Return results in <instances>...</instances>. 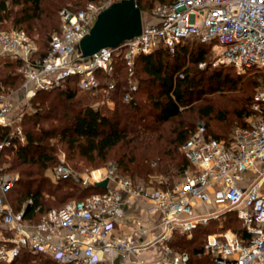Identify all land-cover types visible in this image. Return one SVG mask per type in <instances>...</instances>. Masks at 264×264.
Returning a JSON list of instances; mask_svg holds the SVG:
<instances>
[{
    "label": "built area",
    "instance_id": "1",
    "mask_svg": "<svg viewBox=\"0 0 264 264\" xmlns=\"http://www.w3.org/2000/svg\"><path fill=\"white\" fill-rule=\"evenodd\" d=\"M118 1L61 8L59 30L42 56L23 30L0 31V66L4 59L18 62L24 103V109L16 106L14 92L0 88V263L12 262L27 249L56 264H191L189 253L172 245L175 234L189 240L199 226L233 212L244 235L230 229L211 232L203 253L212 264H264V170L259 168L264 164V84L254 94L253 116L246 126L235 127L229 140L206 135L204 125L189 136L181 146L189 166L172 187L137 182L121 174L115 161L87 170L58 163L51 168L53 181L70 180L81 187L107 183L39 216L38 207L27 213L31 198L18 210L12 207L9 194L19 175L2 157L6 149L26 143L22 122L30 109L25 106L38 91L63 87L68 77H77L81 91L111 104L112 76L121 63L123 100L130 101L138 90L136 59L160 48L174 54L188 38L212 44L214 66L264 68V0L158 2L139 35L82 56L80 40L98 14ZM133 204L139 212H128Z\"/></svg>",
    "mask_w": 264,
    "mask_h": 264
},
{
    "label": "trees",
    "instance_id": "2",
    "mask_svg": "<svg viewBox=\"0 0 264 264\" xmlns=\"http://www.w3.org/2000/svg\"><path fill=\"white\" fill-rule=\"evenodd\" d=\"M6 1L1 0L0 3V22L7 18L1 16L2 12L5 13ZM11 1L21 6L19 14L13 19L14 26L32 24L34 20L42 21V15H45L46 20L41 24L42 32L47 37L38 43L39 54L42 56L48 52L51 35L59 30L60 9L63 7L79 9L87 2L94 0L66 4L60 9H57L59 4L70 0H57L56 2L48 0L46 5L47 0ZM143 1L136 0L141 11H143ZM159 1L169 2L172 0ZM17 29L24 30L30 35V32L23 27ZM211 46V43L188 38L174 54L160 48L149 55L139 56L136 59L138 90L130 101L123 100L126 92V74L122 64L118 63L116 72L112 76L116 82V86L111 92V98L115 101L113 109H95L89 104H83L87 95L81 93L89 92L79 89L77 77H68L63 87L51 91H38L35 97L42 102L46 97L52 96L49 101V109L42 112L40 108L36 109L35 113H26L22 122L26 143L15 149H8L14 155L11 167L29 166L26 169H20L19 180L9 194L12 203L20 204L15 209H20L22 203L31 198L32 204L27 208V213L32 214L33 210L38 207L37 216H39L50 208L60 207L69 200L83 199L92 192L100 190L95 186L81 187L70 180H59L54 183L44 175L43 170L55 160L53 154L56 143H51L52 140L58 139V141L66 143L68 148L76 150L81 157L89 162H97L99 159L106 160L113 152V156L116 157L114 161L118 164L120 173L133 180L147 177L150 179L153 175L168 176L170 168H175L178 171L179 179L181 172L189 166L187 158L180 149L198 128V126L195 127L194 120L207 119V123L203 124L206 135L213 138L229 140L233 132V130L225 132L221 131L222 129H212L209 121L215 115L214 106L206 103L207 105L196 108L193 105L196 101L207 102L208 98L214 95L228 96L226 94L228 90L234 92L233 94L237 92V99L233 102L239 107L236 109L234 105L230 109L236 115V127L246 126L248 119L253 116L251 103L256 89L260 85L258 84L260 74L234 76L228 69H216L204 79L205 75L203 74L207 67L199 71L197 65L207 60ZM1 63L0 86L12 84L17 79H19V83L23 81L22 76L17 72V61L4 59ZM140 74L146 77H142ZM262 74L264 79V73ZM206 79H209L206 83L207 92L204 89ZM9 80L12 81L8 82ZM144 83L148 85L147 105L141 104L138 100L141 86ZM150 86L157 92L151 91ZM64 107L66 110L60 111ZM51 118L55 121L54 123L47 126L41 125L43 120ZM28 121L32 124L31 129L25 127ZM169 122L172 125L170 129L165 130L162 125ZM2 135L0 134V139ZM161 185L164 188L171 187L166 182H162ZM47 196L60 204L52 206L49 199L46 198ZM219 223L220 225H218ZM215 225L218 226L213 229ZM218 229H230L237 235L243 234L241 222L233 212H229L221 215L218 219H212L206 226H199L189 240L175 234L172 245L176 249L187 251L191 264H212L211 258L203 253L202 245L206 235ZM196 242L198 244L191 250L185 247L186 244H195ZM0 264L56 263L41 253L22 249L12 262Z\"/></svg>",
    "mask_w": 264,
    "mask_h": 264
},
{
    "label": "rangeland",
    "instance_id": "3",
    "mask_svg": "<svg viewBox=\"0 0 264 264\" xmlns=\"http://www.w3.org/2000/svg\"><path fill=\"white\" fill-rule=\"evenodd\" d=\"M46 1V0H44ZM55 2L57 0H54ZM83 2L84 0H70V1H66L63 2L61 4L58 5L57 9H60L61 7H63L66 4H75V3H79V2ZM48 0L45 2V5L47 4ZM160 2L159 0H144L142 5H143V11H142V22L143 24H146L147 21L149 20V13L151 11V9L158 3ZM1 3V0H0ZM6 9H5V13L2 12L1 16L7 17L4 18L1 22H0V31H10V30H20L17 29L18 27H23L25 29H27L30 32L29 37L32 39V41L35 43V45L37 46V48L39 49V45L38 43L41 42V40L44 39V37H47V35L43 34L42 30V21H45L46 18L44 17L45 15L43 14V20H34L32 22V24H21V25H16L14 26L13 24V19L14 17H16V15L19 14L21 6L15 4L14 2H12L11 0H7L5 3ZM7 13V14H6ZM7 15V16H6ZM57 16V13H56ZM24 31V30H23ZM25 32V31H24ZM26 33V32H25ZM27 34V33H26ZM28 35V34H27ZM33 37V38H32ZM214 59V52L212 50V46L210 49V55L207 56V60L204 61L206 62V65L202 68H200L197 65V68L200 69L199 71L203 70L204 68L207 67V70L202 71L205 75L204 79L207 78V76L209 74H211L212 72H215L214 70H218V69H228L230 70V72L235 76V75H253V74H260V76H258V84L263 85L264 83V79H263V74L264 73V68H254L251 70H245V71H238L236 68L229 66V65H216L214 66L212 64ZM209 65V67H208ZM141 75V74H140ZM201 75V73H200ZM142 77H146L145 75H141ZM200 77V76H199ZM207 81H205V91L207 92V82L209 81V79H206ZM12 80H9L8 82H11ZM22 81L19 83V79H17L16 81L14 80V82H12V84L9 85H4L2 84V86H0V88H2L1 91H5V92H14V101L16 103V106L18 107H22L24 105V103L22 102L21 99V95L22 92L19 91L20 87H21ZM259 85V86H260ZM258 86V87H259ZM151 89V91H153L154 93L157 92V90H155V88L153 89L151 86L149 87ZM148 91V85L147 84H143V86H141V92H140V97L138 100H140L141 104H146L147 105V97H146V93ZM231 90H228L226 92V94L228 96H220V95H214L208 98L207 102L203 101H196L193 105H195L194 107H202L204 105H207L206 103H210L214 106L215 108V115L211 117L209 123L212 129H222L221 131H228L231 132L232 130H234V128L236 127V115L232 113V108L235 103L233 101H236V94H233L234 92H230ZM82 95H87L85 97L84 103L83 104H89L92 107H94L95 109H113L115 107V101L112 100L111 104H108L107 102H102L100 100V97H95L93 98L91 96V94L89 93H81ZM112 94V93H111ZM108 95L110 98L112 95ZM36 96V95H35ZM33 96L30 101H29V106H25V109H30L29 113H35L36 109H42V112L47 111L49 109V101H51L52 96L50 95L49 98H45V101L42 102V100L37 99V97ZM79 97V96H77ZM112 99V98H111ZM44 100V99H43ZM54 103V102H53ZM52 103V104H53ZM98 103V104H96ZM67 105V104H66ZM238 105H235L234 108L238 109ZM62 108V107H60ZM77 108V107H76ZM144 108V107H143ZM195 108V109H196ZM22 109H24V107H22ZM66 110V108L64 107V109H61L60 111ZM188 113V112H187ZM61 114V112H60ZM151 119V118H148ZM55 121L52 120V118L50 120H43L41 123V125H51V123H54ZM195 123V127H199L200 125H203L204 123H207V119H203V118H198L196 120H194ZM172 125V123H165L162 126L164 127L165 130L170 129V126ZM26 128L31 129L32 128V124L28 121L25 125ZM51 143H56V147H55V151L53 156L55 157V160L49 164V166L43 170L44 175H46L51 181H53L50 176H51V168L52 166H54L55 164L58 163H66L73 166L74 168L80 169V170H87V169H92V168H96V167H102L105 164H107L110 161H114L116 160V157L113 156V152L112 155L110 156V158L106 159V160H97V162H89L88 160H86L85 158L81 157L76 150L70 149L67 147L66 143L64 142H60L58 141V139L56 140H52ZM181 150V149H180ZM5 155L3 154L2 157V162L9 168L11 167V164H13V159H14V155L13 153H11L10 151H8V149H6L4 151ZM29 166H12L11 167V171L17 173L18 175L21 173L19 172L20 169H26ZM177 170L175 168H170L169 170V175L168 176H156L153 175L152 177H150V179L147 177L145 179L142 178H138L136 181L137 182H141V183H150V181H152L154 184H159V181L161 182H166L167 185L169 186H174L177 181H178V175H177ZM54 183H56L57 181H53ZM14 197V194H13ZM47 199H49V202L52 206H57L60 203H57V201H52V198L50 197H46ZM11 201V200H10ZM12 207L15 209L17 206H19L20 204H18L17 202L12 203ZM220 225V223L218 224ZM218 225L213 226V229H215ZM196 244H198V242L191 243V244H186L185 247L188 250H191Z\"/></svg>",
    "mask_w": 264,
    "mask_h": 264
},
{
    "label": "water",
    "instance_id": "4",
    "mask_svg": "<svg viewBox=\"0 0 264 264\" xmlns=\"http://www.w3.org/2000/svg\"><path fill=\"white\" fill-rule=\"evenodd\" d=\"M141 29V9L136 5L135 0H120L98 14L78 47L82 56H90L103 47H115L139 35ZM106 183L107 180H104L96 186L105 187Z\"/></svg>",
    "mask_w": 264,
    "mask_h": 264
},
{
    "label": "crops",
    "instance_id": "5",
    "mask_svg": "<svg viewBox=\"0 0 264 264\" xmlns=\"http://www.w3.org/2000/svg\"><path fill=\"white\" fill-rule=\"evenodd\" d=\"M259 168L261 170L262 169L264 170V164L263 165H259ZM178 181H179V179H178ZM139 211H140V209H138V207L136 205H134V204L128 208V212H130V213L139 212Z\"/></svg>",
    "mask_w": 264,
    "mask_h": 264
}]
</instances>
